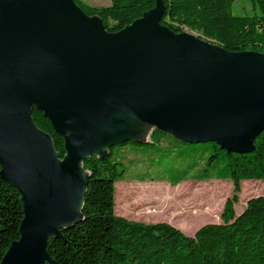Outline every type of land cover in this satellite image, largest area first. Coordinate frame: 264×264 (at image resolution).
<instances>
[{
    "label": "water",
    "instance_id": "obj_1",
    "mask_svg": "<svg viewBox=\"0 0 264 264\" xmlns=\"http://www.w3.org/2000/svg\"><path fill=\"white\" fill-rule=\"evenodd\" d=\"M163 13L156 0L108 33L73 0H0V179L17 190L24 214L0 264L51 262L48 243L81 219L82 161L106 142L93 129L120 108L187 144L253 150L264 129V55L176 34L160 24ZM33 109L63 138L62 159ZM127 140L141 142H106L105 153ZM76 194L79 213L70 209Z\"/></svg>",
    "mask_w": 264,
    "mask_h": 264
},
{
    "label": "trees",
    "instance_id": "obj_2",
    "mask_svg": "<svg viewBox=\"0 0 264 264\" xmlns=\"http://www.w3.org/2000/svg\"><path fill=\"white\" fill-rule=\"evenodd\" d=\"M160 24L178 34L188 31L232 53L264 55V0H250L253 14L235 16L234 0H161ZM73 2L89 17L97 16L108 33L129 26L155 7L156 0H110L95 8ZM34 125L50 136L59 159L64 140L43 112L33 109ZM88 174L81 219L61 229L47 246L45 264H264V195L248 199L236 214L241 183H264V129L253 150L232 153L214 143L187 144L153 129L148 141L113 144L101 157L82 161ZM187 179L228 180L220 223L205 224L191 236L166 223L144 224L115 213V184L120 181L167 182ZM23 208L17 190L0 179V262L20 237Z\"/></svg>",
    "mask_w": 264,
    "mask_h": 264
},
{
    "label": "rangeland",
    "instance_id": "obj_3",
    "mask_svg": "<svg viewBox=\"0 0 264 264\" xmlns=\"http://www.w3.org/2000/svg\"><path fill=\"white\" fill-rule=\"evenodd\" d=\"M82 1L95 8L106 7L110 3V0ZM232 13L235 16L253 14L252 2L234 0ZM128 126L126 124L115 133L120 137L138 134ZM152 130L148 128L141 142L149 140ZM231 194L232 184L228 180L187 179L177 185L167 182L120 181L115 184V213L127 220L144 224L166 223L184 235L191 236L205 224L221 222L223 206ZM259 195H264L263 182H242L238 202L234 205L235 213H241L246 201Z\"/></svg>",
    "mask_w": 264,
    "mask_h": 264
},
{
    "label": "bare ground",
    "instance_id": "obj_4",
    "mask_svg": "<svg viewBox=\"0 0 264 264\" xmlns=\"http://www.w3.org/2000/svg\"><path fill=\"white\" fill-rule=\"evenodd\" d=\"M126 124L127 126L130 125L128 127H131V129L135 130V132H138V134H135V136L133 137L118 136L117 133H115V131L117 132L121 127L126 126ZM148 128H149V125L139 122L126 109L120 108L115 114H113L107 120L96 125L93 131L102 134L106 138V142H110L113 140H121L124 138H131L134 140H144V138L146 137V132ZM87 133L89 134L90 132L87 131ZM106 142L95 150L94 153L97 156H102L103 154H105ZM80 205H81V195L76 194L70 200L71 211L75 213H79Z\"/></svg>",
    "mask_w": 264,
    "mask_h": 264
}]
</instances>
